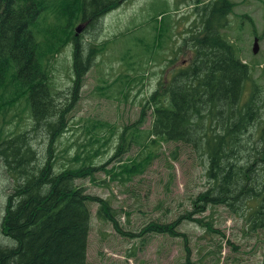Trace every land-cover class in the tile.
<instances>
[{
    "label": "trees",
    "instance_id": "trees-1",
    "mask_svg": "<svg viewBox=\"0 0 264 264\" xmlns=\"http://www.w3.org/2000/svg\"><path fill=\"white\" fill-rule=\"evenodd\" d=\"M121 1L0 0V113L23 99L34 128L48 137L42 165L36 164L37 152L27 131L10 134L6 146L0 147L6 166L0 185L8 176L16 184L11 194L0 199V264H87L92 202L99 204L101 220L111 221L118 232L126 234L110 200L88 192L78 182L82 178L96 180L94 169L105 164L96 165L95 158L107 152L102 148L109 139L91 152L77 150L70 166L62 163L56 167L59 155L55 145L67 130L84 77L103 49L92 42L86 45L75 27L80 22L97 27ZM181 4L190 10L183 17L191 19L183 39L192 54L190 62L168 80L159 81L144 99L136 124L125 126L119 134L116 152L108 160L114 164L106 171L112 179L129 182L158 157L156 144L176 143L171 153L176 160V148L188 146L203 158L207 189L192 200V210L171 222L150 221L140 234L131 231L130 235H184L178 230L184 220L221 235L212 220L196 215L217 206L241 215L243 206L249 205L243 216L249 220L251 232L260 237L264 232V88L255 77V67L244 61L241 48L229 37V16L238 3L177 0L176 11ZM151 9L162 47L168 26L178 19L174 20L167 1ZM70 42L73 100L56 88L52 75L53 60ZM146 60L150 61L149 55ZM248 86L252 91L246 97ZM62 99L65 102L61 103ZM148 111L153 119L151 128L140 131L138 125L145 123ZM250 132L259 136L252 147L244 144L252 139ZM90 140L102 141L100 137ZM139 140L145 149L124 159L132 143L140 144ZM185 247L183 264H205L194 262L187 243Z\"/></svg>",
    "mask_w": 264,
    "mask_h": 264
},
{
    "label": "rangeland",
    "instance_id": "rangeland-1",
    "mask_svg": "<svg viewBox=\"0 0 264 264\" xmlns=\"http://www.w3.org/2000/svg\"><path fill=\"white\" fill-rule=\"evenodd\" d=\"M164 1L173 9L174 20L179 21L168 26L166 41L159 47V32L155 29L156 22L152 19L154 10L151 8ZM235 1L238 5L230 16L229 37L232 41L236 40L248 64L260 62L255 77L264 88V38L259 42V51L252 50L255 45L253 33L264 36V0ZM176 2L122 0L99 21L97 27L86 24L80 35L86 45L92 42L103 49L98 52L92 68L84 77L79 101L69 114L67 130L55 144L59 155L56 167L62 163L70 166V159L77 150L91 152L109 139L102 148L107 152L95 158L96 165L105 164L94 169L96 180L82 178L78 182L83 183L88 192L110 200L126 230V234H122L111 221L101 220L97 216L99 204L92 202L87 264H183L187 255L186 243L194 262L264 264V232L260 237L251 232L249 220L243 216L249 205L243 206L241 215L224 206L210 207L196 215L212 220L221 235L212 234L206 226L188 220L178 227L184 235H130L131 231L140 234L142 227L150 221L159 219L171 222L192 210V200L207 189L209 183L203 158L190 147L176 148L179 155L176 160L171 156L176 143L156 144L154 150L158 157L129 182L112 179L106 171L114 164L108 160L116 152L119 134L125 126L136 124L144 99L156 89L159 81L168 80L174 71L190 62L192 54L183 39L188 35L186 29L191 26V19H183L189 13L188 9L182 5L176 11ZM147 44L151 46L149 62L146 60ZM126 52L133 57L123 59ZM132 61L133 66L129 67ZM52 75L56 88L73 100L71 91L75 72L71 42L53 60ZM251 91V86H248L246 97ZM63 102L64 99L61 100ZM148 112L145 123L138 125L140 131L151 128L153 119L151 112ZM24 131L32 138V146L37 152L36 164L42 165L48 137L44 131L34 128L30 109L22 99L14 108L0 113V147L6 146L10 134ZM250 133L252 139L243 142L252 147L259 136L258 132ZM92 137H100L102 141L90 143ZM82 144L87 145L79 148ZM144 149L141 142L132 143L124 159ZM79 163L81 161L73 165ZM3 170L6 172V166L0 154V176ZM8 178L0 185V199L3 194L8 196L14 191L16 184Z\"/></svg>",
    "mask_w": 264,
    "mask_h": 264
},
{
    "label": "water",
    "instance_id": "water-1",
    "mask_svg": "<svg viewBox=\"0 0 264 264\" xmlns=\"http://www.w3.org/2000/svg\"><path fill=\"white\" fill-rule=\"evenodd\" d=\"M84 27H85L84 24L81 23V24L76 28L77 34H80V33L83 31ZM259 48H260V46H259V41H258V39H256V41H255V45H254V51H255V52H258Z\"/></svg>",
    "mask_w": 264,
    "mask_h": 264
}]
</instances>
